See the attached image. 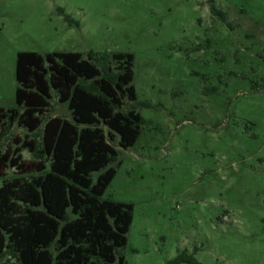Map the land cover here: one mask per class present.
I'll use <instances>...</instances> for the list:
<instances>
[{
    "label": "rangeland",
    "instance_id": "obj_1",
    "mask_svg": "<svg viewBox=\"0 0 264 264\" xmlns=\"http://www.w3.org/2000/svg\"><path fill=\"white\" fill-rule=\"evenodd\" d=\"M20 51L135 56L137 99L124 108L141 114V133L126 149L112 142L120 164L104 194L134 206L124 264L182 253L264 264V0H0L6 109L17 107ZM44 116L72 120L55 91ZM26 133L15 125L0 149Z\"/></svg>",
    "mask_w": 264,
    "mask_h": 264
},
{
    "label": "trees",
    "instance_id": "obj_2",
    "mask_svg": "<svg viewBox=\"0 0 264 264\" xmlns=\"http://www.w3.org/2000/svg\"><path fill=\"white\" fill-rule=\"evenodd\" d=\"M226 21L224 11L212 4ZM133 53L53 51L17 55V107L0 106V142L15 125L27 130L0 149V259L5 264H120L134 219L132 203L104 198L116 176L119 137L133 146L143 117L135 101ZM53 91L72 120L44 115ZM28 150L31 159L23 156ZM120 164V162H118ZM203 264L182 253L167 264Z\"/></svg>",
    "mask_w": 264,
    "mask_h": 264
}]
</instances>
